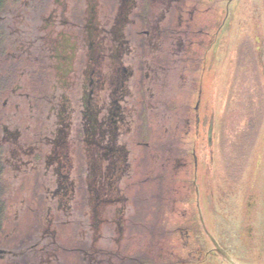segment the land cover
<instances>
[{"label": "flooded vegetation", "instance_id": "flooded-vegetation-1", "mask_svg": "<svg viewBox=\"0 0 264 264\" xmlns=\"http://www.w3.org/2000/svg\"><path fill=\"white\" fill-rule=\"evenodd\" d=\"M220 33L221 0H0V210L12 201L11 237L34 218L0 264H227L194 76Z\"/></svg>", "mask_w": 264, "mask_h": 264}, {"label": "rangeland", "instance_id": "rangeland-1", "mask_svg": "<svg viewBox=\"0 0 264 264\" xmlns=\"http://www.w3.org/2000/svg\"><path fill=\"white\" fill-rule=\"evenodd\" d=\"M199 19V22L204 21L208 26L209 20H214L209 15ZM201 40L200 38L199 41ZM205 43H211V63L205 65L208 71L204 73L201 106L209 114L204 120L208 122L213 115L215 121L211 154L207 166L202 167L207 216L214 218L211 220L214 223L217 222V217L221 219L218 238L221 246L235 261L240 264H264V236L261 232L254 234L255 227L246 221L249 219L251 222L252 219L257 227L264 223V114L262 122L258 124L257 111L259 104L264 103L261 102L264 97V0H221V33L213 43H209V39ZM242 44L246 46V52L241 58L239 49ZM193 49L197 52L201 50L198 46ZM196 75L202 78L203 73H195L194 76ZM200 87L201 84L196 90ZM187 93L183 92L180 94L181 98L178 97L179 106L182 105L183 98L189 96ZM248 98L255 103L251 105ZM194 102L196 97L192 100ZM263 108L264 104L261 106L262 110ZM249 130L253 131L250 137L247 136L248 133L245 134ZM223 135L224 145L228 149L229 142L242 136L240 143L245 157L235 162L236 168L227 167L231 161L224 164L223 157L226 155L219 146ZM141 151L145 153L143 171L148 172L154 168V159L145 152L149 149L145 150L143 147ZM145 178L148 179L146 174ZM140 187L144 192L148 191L147 195L153 191L152 181L144 182ZM4 207L6 219L2 222L0 247L13 248L16 237L18 242L25 241L33 217L26 211L28 214L25 215H29L30 221L24 219V216L18 220V232L15 237H11L16 223L15 210L12 208V201H6ZM223 263L222 259L221 263L215 259L209 261V264Z\"/></svg>", "mask_w": 264, "mask_h": 264}, {"label": "trees", "instance_id": "trees-1", "mask_svg": "<svg viewBox=\"0 0 264 264\" xmlns=\"http://www.w3.org/2000/svg\"><path fill=\"white\" fill-rule=\"evenodd\" d=\"M243 45V44H242ZM241 45V46H242ZM239 55L241 56V58L242 57H244V55H245V52H246V46H242L240 49H239ZM249 51L251 52L252 50H251V48H250V46H249ZM253 59H255V57H253ZM245 98H247V96L245 97ZM264 98V97H263ZM261 99V102H263L264 101V99ZM249 100H250V103H251V105H253L254 103H255V101H251L252 99L251 98H248ZM264 104V103H263ZM263 104H259V110H257L258 111V124H260L261 122H262V118H263V114H264V108H263V110L261 109V106L263 105ZM262 117V118H261ZM252 121V120H251ZM250 121V122H251ZM246 133H248V137H250L251 136V134L253 133V131L252 130H249V131H246L245 132V134ZM241 137L242 136H240L239 135V137L238 138H236V139H234L233 141H231V142H229L230 144V149H228L227 147H226V145H224V141H225V135H223L222 137H221V140H220V143H219V146L221 147V152L224 154V155H226V157H223L224 159H223V161H224V164H226L227 162H229V161H231V163H229V165L227 166V167H229V168H233V167H235L236 168V166H237V164H235V162L237 161V160H239V159H242L243 157H245V154L243 153V151H242V144L240 143V141H241ZM228 150V151H227ZM226 152H227V154H226ZM228 156H230V160L227 158ZM226 162V163H225ZM1 197H2V201H3V203L5 202V193H3V194H1ZM1 213H2V222L6 219V216H4V211H5V207H4V205H2V208H1ZM3 224V223H2ZM19 248H21V247H23V246H18Z\"/></svg>", "mask_w": 264, "mask_h": 264}, {"label": "water", "instance_id": "water-1", "mask_svg": "<svg viewBox=\"0 0 264 264\" xmlns=\"http://www.w3.org/2000/svg\"><path fill=\"white\" fill-rule=\"evenodd\" d=\"M203 79V85L201 84V92H202V98H203V94H204V73L202 76ZM212 136H210L211 138ZM198 146H196V144L194 145V148H197ZM202 164L200 161V170H199V183L202 184ZM211 240L213 241L216 250L218 251V253L229 263V264H240L237 261H234L233 258L217 243V241L211 236Z\"/></svg>", "mask_w": 264, "mask_h": 264}]
</instances>
